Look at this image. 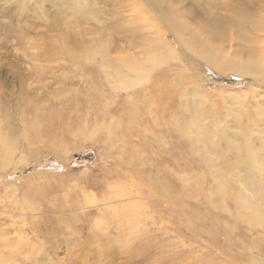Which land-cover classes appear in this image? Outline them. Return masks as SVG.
<instances>
[{"label":"rangeland","instance_id":"374dc122","mask_svg":"<svg viewBox=\"0 0 264 264\" xmlns=\"http://www.w3.org/2000/svg\"><path fill=\"white\" fill-rule=\"evenodd\" d=\"M156 1L179 11L192 31L224 13L219 5L245 7L242 0ZM154 6L153 0H0V129L14 144L7 155L0 143V255L12 264H264L261 231L235 216L232 198L213 193L220 156L232 163L223 168L227 180L244 198L252 196L233 151L242 147L243 129L253 150L264 141L260 126L248 122V114L264 122L256 110H264V83L193 67ZM154 38L167 42L175 59L154 64L145 84L115 86L108 61L146 54ZM95 43L106 52L82 59ZM181 70L215 105L220 88L240 97L228 107L205 104ZM129 98L140 105L130 120ZM173 112L191 133L197 122L205 140L220 139L212 163L201 159L203 141L172 127ZM105 115L117 119L113 135H89ZM157 133L158 145L148 140ZM129 202L140 204L133 236L115 216Z\"/></svg>","mask_w":264,"mask_h":264},{"label":"bare ground","instance_id":"6f19581e","mask_svg":"<svg viewBox=\"0 0 264 264\" xmlns=\"http://www.w3.org/2000/svg\"><path fill=\"white\" fill-rule=\"evenodd\" d=\"M134 1L132 0V2ZM241 2L245 4V7L227 5L230 3L219 5L218 7L223 9L224 13L220 12L218 15H212L209 18L203 19L197 31H192L188 22L181 21V13L179 11H172L169 7L162 5L156 0H153L155 4L153 9L166 22L168 28L176 33L178 51L193 67L201 70L209 66L219 74H227L229 71H233V73L235 72L239 75L254 77L255 83H264V0H242ZM142 8L139 7L141 10L140 15L145 20L146 11L144 7ZM246 22L250 24L248 28L245 27ZM229 41L236 43L232 47V50L227 47ZM145 50L146 54H138L133 59L121 57L114 60L115 64L110 62V60L108 61V67L115 72V86L132 88L145 84L149 81L151 75L150 69L154 64L175 59L173 48L160 38L148 40ZM104 52H106L105 45L95 43L83 52V56H81L80 52H77V54L86 60L88 56L91 57ZM179 73L184 79L188 78L193 84L198 85L196 87L198 89L193 91V95L205 104L207 102L214 106L220 107L222 105L228 107V104L235 103L240 97L238 94H231L228 90L220 88L218 89L220 93L218 99L220 101L215 105L211 101H208L206 91L200 87L196 80L187 76L185 70H181ZM175 77L173 76V78ZM254 87L251 89L253 93H255ZM141 104L144 103L141 101ZM139 106L138 100L134 98L127 100L126 112H128L127 118L129 120L135 118ZM256 110L264 115V110L262 111L259 107ZM240 113L241 109L237 107L233 110L232 114L235 118H238ZM242 113L244 114V112ZM218 115H222V112H219ZM248 116V122L251 127L260 126V130L263 132L264 128L259 123L264 126V122L251 118L250 114ZM234 117L232 119L236 122L237 119ZM179 119L181 118L178 114L173 112L170 118L172 127L180 126L179 131L181 135L192 142L203 141L207 154L202 155L201 159L204 163H212L214 161L213 158L219 156L217 153L221 154L219 148L220 139L219 141L205 140L203 131L197 122L192 123L191 127L194 133H191L183 128ZM52 120L51 118L47 122L49 126L52 125ZM39 121V119L34 121L31 127L35 125L38 127ZM116 124H118L116 117L105 115L99 122H94L87 133L95 135L100 131H105L107 136H112ZM81 132L82 134L84 133V131ZM241 135L242 147L233 151V157L236 162L242 161V166L245 168L247 174L246 184L252 190V196L249 199V196L246 197L247 199L244 198L240 192V188L227 180V177L223 173V168L226 169V166L232 165V163L220 156V160H217V163L213 165L214 169H216L217 165L220 169L213 193L216 197L226 196L232 198L236 203L235 216L247 222L248 226L250 225L254 229H259L262 233L261 239L264 240V189H261L259 184L262 179V171L264 170V141L260 144L258 151H255L252 146L250 147L251 143L248 140L246 129L242 130ZM205 136L210 137L211 135L206 134ZM148 140L155 141L158 145L163 140V137L160 133H157L152 134ZM227 142L232 144L231 140ZM0 143L1 149L5 154L8 155L12 152L14 144L2 134L1 129ZM139 210L140 204L133 202L125 203L116 210L115 216L119 220L124 233L131 236L139 233ZM251 246L250 249L253 250L254 245L252 244ZM3 257L0 255V264H12L10 260Z\"/></svg>","mask_w":264,"mask_h":264}]
</instances>
